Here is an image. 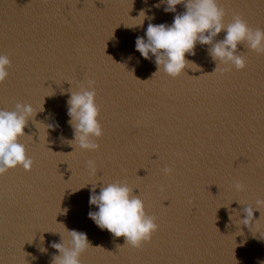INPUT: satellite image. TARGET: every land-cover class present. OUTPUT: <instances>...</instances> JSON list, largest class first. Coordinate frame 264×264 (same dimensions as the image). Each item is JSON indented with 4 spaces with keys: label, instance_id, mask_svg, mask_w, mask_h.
<instances>
[{
    "label": "water",
    "instance_id": "water-1",
    "mask_svg": "<svg viewBox=\"0 0 264 264\" xmlns=\"http://www.w3.org/2000/svg\"><path fill=\"white\" fill-rule=\"evenodd\" d=\"M157 3L0 0V53L12 60L0 108L25 103L39 111L20 137L32 170L0 175V264H51V242L60 240L51 231L64 225L86 232L94 246L82 264H264V205L251 230L239 225V201H264V54L241 44L247 67L238 70L198 44L184 74L153 75L155 57L143 58L135 42L149 23L173 22L176 13ZM227 3L225 23L242 16L264 29V0ZM89 81L104 133L97 151L68 143L74 130L67 101ZM49 123L58 126L47 129ZM118 180L157 218L159 231L142 248L89 218L98 210L89 204L92 184L98 193Z\"/></svg>",
    "mask_w": 264,
    "mask_h": 264
},
{
    "label": "clouds",
    "instance_id": "clouds-1",
    "mask_svg": "<svg viewBox=\"0 0 264 264\" xmlns=\"http://www.w3.org/2000/svg\"><path fill=\"white\" fill-rule=\"evenodd\" d=\"M178 5H182L185 11L178 13ZM162 6L164 12L176 13L173 22L149 23L145 36L137 37L135 42V48L143 58L151 60L155 57L158 70L153 75L160 70L172 77L184 74L187 68H191L189 64L193 63L187 56L196 54L198 44L208 45L209 55L218 64L234 66L238 70L247 67V58L238 51L241 44L258 54H264V29H253L242 16H235L230 23H225L226 11L221 6V0H158L155 7ZM147 18L155 19L154 15ZM145 19L146 15L141 23L135 25H142ZM221 32H225L224 38L217 39ZM11 66L9 55L0 53V83L8 79ZM94 84V81H89L87 86L71 91L67 101L69 124L74 130V138L68 143L74 145L75 149L97 151L100 148L96 139L104 133ZM38 112L33 105L25 103L16 104L15 110L11 111L0 108V175L15 167L32 170L35 161L27 155L26 146L20 142V137L25 135L29 120H33ZM47 125V129L58 126L56 123ZM87 166L92 174H96L95 161H88ZM165 172L171 173L172 169L165 168ZM97 187V184H92L89 204L98 210L90 211L89 218L115 238L123 236L125 244L133 248H142L150 242L153 234L159 231V224L155 216L147 213L146 205L135 189L119 180L103 183L98 193ZM243 188V184H236L238 191ZM239 203L244 206V216L239 218V225H246L251 230V226L259 220L255 212L259 210L261 213L264 201L257 200L255 205ZM64 229L51 231L60 236L59 242L52 241L50 245L57 250L51 258V264H82L83 253L94 246L86 232L70 230L65 225ZM41 251L46 252L47 249L41 248Z\"/></svg>",
    "mask_w": 264,
    "mask_h": 264
},
{
    "label": "snow or ice",
    "instance_id": "snow-or-ice-1",
    "mask_svg": "<svg viewBox=\"0 0 264 264\" xmlns=\"http://www.w3.org/2000/svg\"><path fill=\"white\" fill-rule=\"evenodd\" d=\"M221 3H222L225 7L228 6L227 0H221Z\"/></svg>",
    "mask_w": 264,
    "mask_h": 264
}]
</instances>
